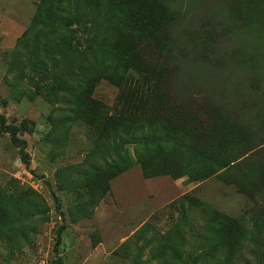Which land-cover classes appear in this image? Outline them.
Here are the masks:
<instances>
[{
  "label": "rangeland",
  "instance_id": "374dc122",
  "mask_svg": "<svg viewBox=\"0 0 264 264\" xmlns=\"http://www.w3.org/2000/svg\"><path fill=\"white\" fill-rule=\"evenodd\" d=\"M150 1L152 72L115 83L119 0H0V115L30 158L0 127V264H264V0ZM152 102L196 134L129 118Z\"/></svg>",
  "mask_w": 264,
  "mask_h": 264
},
{
  "label": "trees",
  "instance_id": "16d2710c",
  "mask_svg": "<svg viewBox=\"0 0 264 264\" xmlns=\"http://www.w3.org/2000/svg\"><path fill=\"white\" fill-rule=\"evenodd\" d=\"M84 2L88 3V0H84ZM119 2L121 6H125L124 8L127 12L126 18L128 19V31L130 29L133 30H130L123 36L124 46L119 50V65L111 70H102L100 72V75H102L105 79L113 81L115 83L123 80V75H127L131 71H142L146 73L152 72L150 65L148 64V62H146L145 57L141 52L146 47L153 46L154 44L159 42V39L161 40L163 38V36H160V32L166 30V28L171 23L170 16L164 10L153 4L150 0H147V2L144 0H119ZM157 80L155 81V83L158 82ZM159 94L160 90L158 88H155L154 95L157 96ZM155 104L156 103L154 102L151 103L149 109L147 110V115H145L144 112L139 113L134 111L133 116H130L129 118L132 119L133 122H136L138 120L144 121L145 119L147 122L158 121L163 126V128L166 131L169 130V132L183 133L187 136L193 135L192 133L196 134V127L192 124L191 120L184 121L183 125L179 126L178 124L180 123H177L175 119L173 120L170 118V112H168L169 115L167 117L164 115L161 117H157L158 115H156L154 112ZM170 109L171 112L176 111L172 108ZM181 112L183 113L182 110ZM0 127H3L6 130L13 144L21 145V161L25 165V167H28L30 158L25 150L26 142L18 137V127L12 124H8L5 120V117L2 115H0ZM152 130L154 135V128H152ZM210 131L211 129L207 130L206 133L204 132L205 135H208L209 133L211 134ZM204 133L202 135H204ZM262 145H264V143ZM151 151V149H147V159L145 157H139L138 159L144 171L148 170L151 160H155L157 157L164 158L167 152L164 150V148L158 146L157 148L153 149V152L156 155L152 157L150 156ZM204 155H206V153H204ZM211 158L212 157H207L206 159L211 160ZM263 186L260 182L258 187L262 188L261 191H263ZM54 200L58 205V200L56 199V197L54 198ZM215 211L216 210H214V215L217 217V219L223 220V224L220 223V225L224 226L223 228L226 232H232L234 234L240 231L241 224L238 221L230 220L225 216H218V212ZM54 264H63L62 259L58 254L55 255Z\"/></svg>",
  "mask_w": 264,
  "mask_h": 264
}]
</instances>
